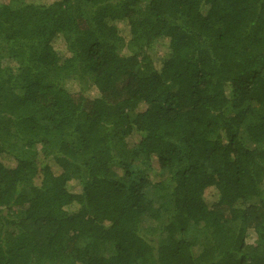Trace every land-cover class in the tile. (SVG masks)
Here are the masks:
<instances>
[{
    "label": "trees",
    "instance_id": "trees-1",
    "mask_svg": "<svg viewBox=\"0 0 264 264\" xmlns=\"http://www.w3.org/2000/svg\"><path fill=\"white\" fill-rule=\"evenodd\" d=\"M0 264H264V0H0Z\"/></svg>",
    "mask_w": 264,
    "mask_h": 264
},
{
    "label": "rangeland",
    "instance_id": "rangeland-1",
    "mask_svg": "<svg viewBox=\"0 0 264 264\" xmlns=\"http://www.w3.org/2000/svg\"><path fill=\"white\" fill-rule=\"evenodd\" d=\"M42 1L45 2V3H49V2H51V1H53V0H42ZM155 47H156V45H155ZM154 49H155V48H154ZM90 83H91L90 79H85V80L83 81V87L85 88V91H86V92L89 91V89H90ZM68 87H71V85H68ZM131 142H132V141H131V138H129L128 145H129ZM153 224H154V222H151V221L145 220L143 225L145 226V225H153ZM252 240H254V234H251L247 241H248V243H249V242H251ZM199 250H200L199 247H195V248H194V254H197V253L199 252Z\"/></svg>",
    "mask_w": 264,
    "mask_h": 264
}]
</instances>
